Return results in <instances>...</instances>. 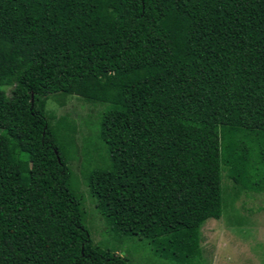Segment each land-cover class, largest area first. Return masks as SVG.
<instances>
[{
    "label": "trees",
    "instance_id": "16d2710c",
    "mask_svg": "<svg viewBox=\"0 0 264 264\" xmlns=\"http://www.w3.org/2000/svg\"><path fill=\"white\" fill-rule=\"evenodd\" d=\"M54 93L103 105L79 176ZM221 170L264 194V0H0V264H127L133 237L218 219Z\"/></svg>",
    "mask_w": 264,
    "mask_h": 264
},
{
    "label": "rangeland",
    "instance_id": "374dc122",
    "mask_svg": "<svg viewBox=\"0 0 264 264\" xmlns=\"http://www.w3.org/2000/svg\"><path fill=\"white\" fill-rule=\"evenodd\" d=\"M1 87L5 93L10 88L6 85ZM102 106L101 103L72 94L54 93L46 96L45 115L50 120L64 116L74 125L77 155L70 162V167L78 176L82 166L84 139L95 134L96 117ZM220 186L221 214L218 219H207L190 232L161 236L156 244L151 239L138 241L133 237L113 251L127 264H170L168 259L162 258L160 246L172 243L173 256L183 254L185 258H191L196 251V256L187 264H264V194L243 191L235 194V187L224 170H221ZM80 189L87 215L85 223L92 241L97 242L101 249L112 250L110 246L114 248L116 243L106 237L104 222L84 193L81 183ZM144 241H150L149 246H154L156 252L147 249Z\"/></svg>",
    "mask_w": 264,
    "mask_h": 264
}]
</instances>
